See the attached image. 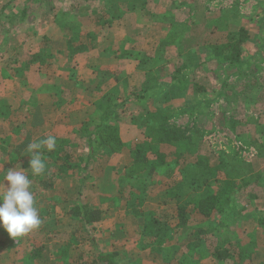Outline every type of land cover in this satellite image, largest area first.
<instances>
[{
	"label": "rangeland",
	"instance_id": "rangeland-1",
	"mask_svg": "<svg viewBox=\"0 0 264 264\" xmlns=\"http://www.w3.org/2000/svg\"><path fill=\"white\" fill-rule=\"evenodd\" d=\"M239 29L242 64L215 61L211 47ZM40 80L55 106L44 89L41 112H0V180L30 171L27 148L16 152L48 135L80 169L99 126H114L121 146L90 140L82 187V169L27 173L42 224L18 241L0 227V264H100L113 251L116 264L264 263V0H0V103ZM106 95L119 107L102 121ZM215 194L212 224L174 219ZM78 202L100 222L72 218ZM213 248L235 257L214 262Z\"/></svg>",
	"mask_w": 264,
	"mask_h": 264
},
{
	"label": "trees",
	"instance_id": "trees-1",
	"mask_svg": "<svg viewBox=\"0 0 264 264\" xmlns=\"http://www.w3.org/2000/svg\"><path fill=\"white\" fill-rule=\"evenodd\" d=\"M13 1V0H12ZM248 33L246 31V29H239L238 31V36L237 38L225 42L223 44L220 45H216L211 47V51L213 54V58L215 61L218 62H228L231 64H236V65H241L242 61H241V57H242V53H241V45L246 43L248 40ZM226 52V53H225ZM151 86H148V89H150ZM103 103H105L106 108L104 110L103 113V117H102V121L104 119H106L107 115H109L111 113V115L113 114L112 111L116 110V108L119 107L118 106H111L109 105L110 103V99L109 97L106 95L103 99L102 102L99 103L100 106H104ZM108 105V106H107ZM107 113V114H106ZM117 115H114V119H116ZM105 121V120H104ZM114 127V126H113ZM111 126H106V125H102L99 126L98 131L94 132V135H88L87 139H88V145H89V150H88V158L85 160V165L83 166L82 169V173L79 175H81L80 178V187L83 186L85 180H86V171H87V167H88V163L90 162V157L93 154V150H90V146H91V142L90 141L92 138L95 139V141H99L101 142L103 145H106L107 147L110 148V150L112 152H117L120 149L121 143L118 139L117 134L115 133L114 128ZM176 128H174V126L169 127V126H163V130L164 132H166L165 134L168 136L170 141H176L179 142L181 141L179 138L181 136H183V134L179 133L178 131L175 130ZM172 143V142H171ZM27 148V144L25 143V145H20L18 151L16 152L18 158H20L21 155V151L22 149ZM43 156L44 159L46 161V165H47V170L45 172V176L47 179L49 180H53L56 176L59 175H64V172L66 169L70 170H74V168H76L77 170H81L79 165H72L69 162V155L63 151V148H55L54 151L48 152L46 150L43 151ZM133 161H134V165L138 166V171L141 170V166L143 165V162L145 161L142 158H139L138 154L134 153L133 155ZM30 161V158L28 159V163ZM52 169H55V172L52 171ZM38 178V177H37ZM217 197L216 194L215 195H211L208 196L204 199H201L198 203L196 208L193 210L192 212V216L193 218H197V219H201L202 222L210 220V218L212 217V215L214 213H216L217 209H218V202H217ZM37 207V206H36ZM135 214V212L133 213ZM139 214V213H137ZM177 214L179 216V225L180 226H184L186 223V213L184 209H179L177 211ZM101 211L99 209H90V207H88L87 205H84L83 203L78 202V204L76 206H74L70 212V216L76 220L82 221V223L85 226H89L92 224H97L100 222L101 220ZM215 230V228H214ZM216 231V230H215ZM214 258L218 261H225V260H230L234 258V254L232 253L231 250H226V249H214ZM212 254V255H213ZM117 254L116 253H99L95 259V261L97 263L100 264H116L115 258H116ZM256 264H262L259 261L256 262Z\"/></svg>",
	"mask_w": 264,
	"mask_h": 264
},
{
	"label": "clouds",
	"instance_id": "clouds-1",
	"mask_svg": "<svg viewBox=\"0 0 264 264\" xmlns=\"http://www.w3.org/2000/svg\"><path fill=\"white\" fill-rule=\"evenodd\" d=\"M55 148L56 137L51 135L28 144L30 171L17 166L4 172L0 180V187L3 189L0 192V227L17 241L38 229L42 224L36 200L31 191L32 181L29 180L27 173L41 176L46 170L43 151L51 152Z\"/></svg>",
	"mask_w": 264,
	"mask_h": 264
},
{
	"label": "crops",
	"instance_id": "crops-1",
	"mask_svg": "<svg viewBox=\"0 0 264 264\" xmlns=\"http://www.w3.org/2000/svg\"><path fill=\"white\" fill-rule=\"evenodd\" d=\"M37 58L40 56V54L39 53H37L36 55H35ZM51 57H54L55 58V55H54V53L51 55ZM8 77V76H7ZM50 76H48V77H46L45 79H49V80H47V82H50V78H49ZM14 79V78H13ZM23 80V79H22ZM28 81V80H27ZM47 82L44 80H40V81H38L37 83H35V85L34 84H28L29 86H31L30 87V89L29 90H27L26 92H27V94H28V97H27V99H25V85H22V83H21V85L20 86H17V88L18 87H20V89L21 88H23L22 89V93H21V90L18 88V90H16V89H10V88H7L6 90H5V100L3 99V101L0 103V112H7V111H11V112H19V111H24V112H27V111H39V112H41V107H42V103H40L39 101H40V97H39V95H41L42 94V92L44 91V89L45 90H51V96L52 97H50V98H52L53 99V103H52V101H51V99L49 98V105H56L57 103L54 101V99H55V95L57 94V91L55 90L56 88L55 87H53V88H55V89H49V87H51V85H47ZM53 85V84H52ZM45 87V88H44ZM0 92H3V89H0ZM0 95H1V93H0ZM5 102V103H4ZM45 106H47V105H45ZM45 106H43V107H45ZM120 129H121V127H120ZM130 134V133H129ZM120 136V135H119ZM122 137H125V135H121ZM124 151H122L121 152V154L123 155V156H125L124 155V153H123ZM20 157H22L21 155H20ZM88 158V152H85V160ZM129 160H130V158H129ZM165 163H167V162H165ZM131 164V163H130ZM130 164H129V166H130ZM128 166V167H129ZM156 170V169H155ZM168 171V170H167ZM155 174H158V171H153V175H155ZM159 175V176H158ZM157 175V180H156V182H155V187H156V185L158 186V184L160 183V176H161V174H158ZM154 186V185H153ZM154 187V188H155ZM180 208V207H179ZM179 208H177V209H174L175 211V214H174V219L175 220H178V223H179V216H178V214H177V211L179 210ZM196 208V207H195ZM180 209H183V208H180ZM185 213H186V223H185V225L184 226H186V224L188 223V221L189 220H191V219H193L192 218V212L189 214V212H187V210H185ZM142 215V213H140L139 212V214L138 215H136V216H139V215ZM134 216H135V214H133ZM159 218H157V220H158ZM212 219H213V216L210 218V220H207V221H204V222H202L201 221V219H197L196 221H198V223L195 221V223H197V224H201V223H205V222H207V223H211L212 224ZM194 220V219H193ZM177 223V224H178ZM219 223V225L221 224V221H219L218 222ZM184 226H181V227H184ZM206 230V229H205ZM238 231V230H237ZM236 231V232H237ZM230 233H229V235H234V233L232 232V231H229ZM236 232H235V234H236ZM200 234L202 233V231H200L199 232ZM213 233H215V230L214 231H212L210 234H213ZM204 234V233H203ZM214 235V234H213ZM237 235V234H236ZM211 236V235H210ZM8 237L9 238H11L9 235H8ZM207 237V236H206ZM213 239H215V241L217 240V237L218 236H211ZM204 239H206V238H204ZM215 248V247H214ZM214 248L213 249H211L210 251H209V253H210V256H211V258L214 260V262H224V263H227V262H230L231 261V259L230 260H225V261H218V260H216L215 258H214V254H213V252H214ZM114 253H116L117 254V251H113ZM113 252H111V253H113ZM213 254V255H212ZM257 256V255H256ZM234 257H235V255H234ZM250 260V261H249ZM252 258L251 259H248V260H245V261H242L241 263L240 262H236V264H253L252 262ZM260 262V261H259ZM260 263H262V264H264L262 261L260 262Z\"/></svg>",
	"mask_w": 264,
	"mask_h": 264
}]
</instances>
